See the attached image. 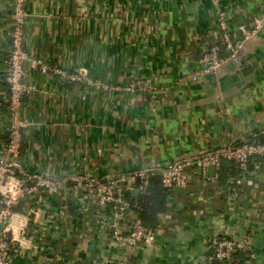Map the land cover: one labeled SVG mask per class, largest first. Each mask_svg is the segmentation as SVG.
Masks as SVG:
<instances>
[{
  "label": "crops",
  "instance_id": "obj_1",
  "mask_svg": "<svg viewBox=\"0 0 264 264\" xmlns=\"http://www.w3.org/2000/svg\"><path fill=\"white\" fill-rule=\"evenodd\" d=\"M26 11L32 60L21 110L29 123L22 163L61 189L27 195L14 207L13 264H211L215 237L245 240L251 251L235 261L264 264V157L236 175L220 177V170L219 179L215 168L208 177L192 168L187 184L170 190L155 244L128 250L102 227L113 206L98 210L86 185L163 170L231 143L264 142V23L237 57L213 71L205 62L221 40L219 13L240 43L238 28L254 25L264 0H27ZM13 24V0H0V160L12 122ZM38 59L86 71L96 83L43 73ZM125 204L119 225L128 234L138 214Z\"/></svg>",
  "mask_w": 264,
  "mask_h": 264
},
{
  "label": "built area",
  "instance_id": "obj_2",
  "mask_svg": "<svg viewBox=\"0 0 264 264\" xmlns=\"http://www.w3.org/2000/svg\"><path fill=\"white\" fill-rule=\"evenodd\" d=\"M26 3L27 0H13L14 24L11 33L7 74L8 110L12 122L8 133L6 157L0 160V223L4 225L0 233V264L14 263L17 239L15 219L16 214H18L14 211V207L27 195L42 190L47 195H51L58 193L61 189V184L55 178L33 176L25 171L22 163L23 132L29 123L21 117V110L23 108V98L29 91V86L25 81L26 69L28 63L32 60L31 55L25 48V25L28 15ZM218 23L221 29V40L212 44L205 55L208 71L215 70L221 63L239 55L243 49V41L251 38L263 27L264 13L260 18L255 19L253 27L240 26L243 36L240 43L233 41L226 13H219ZM222 47L226 51L224 56L220 54ZM36 63L43 73L62 76L67 80L90 86L96 83L86 71L68 72L41 59H38ZM256 157H264V142L243 143L240 145L231 143L223 149L182 158L163 170H141L131 175H121L108 183L96 184L93 180H90L86 185L96 196L98 210L113 206L111 218L108 215L107 221L102 222V227L111 229L112 237L121 249L127 248L126 250H128L138 245L153 246L157 238L156 229L146 227L139 216L132 219V230L128 234H124L119 225L120 219L124 216L123 206L127 205L125 204V195L133 190V184L138 178L142 180V185H146L149 175L159 172L162 175L163 184L171 190L173 187L187 184L192 168L198 169L201 176L208 177V168L214 165L216 172L213 179H219V171L224 159L232 160L241 169L247 170L250 161ZM212 248L214 257L221 261H231L238 251H251L245 240H231L220 237L213 238Z\"/></svg>",
  "mask_w": 264,
  "mask_h": 264
},
{
  "label": "trees",
  "instance_id": "obj_3",
  "mask_svg": "<svg viewBox=\"0 0 264 264\" xmlns=\"http://www.w3.org/2000/svg\"><path fill=\"white\" fill-rule=\"evenodd\" d=\"M220 54L221 56L226 55L224 47H222V51ZM257 142L263 143L262 140H259ZM259 158L262 157H257V159ZM240 169L241 168L236 162L232 160H224L222 162L220 177L222 173L224 174L228 170H230L235 175L239 174L242 170ZM142 184V180L138 178L133 184V189L137 190V192L134 194V191L132 193L128 192L125 195V199L130 204L131 209H133V211L138 214L139 218L143 221L146 227L156 229L159 222V216L167 211L170 190L163 184L162 175L159 172L150 174L148 183L146 185ZM242 253L243 251H238L237 253H235L234 260L231 262L228 260L221 261L214 259L211 264H224L227 262H229V264H232V262L234 264H238L240 262H236L235 260Z\"/></svg>",
  "mask_w": 264,
  "mask_h": 264
},
{
  "label": "water",
  "instance_id": "obj_4",
  "mask_svg": "<svg viewBox=\"0 0 264 264\" xmlns=\"http://www.w3.org/2000/svg\"><path fill=\"white\" fill-rule=\"evenodd\" d=\"M242 52V51H241ZM240 52V53H241ZM239 53V54H240ZM215 168V166L214 165H211L210 167H209V169L210 170H212V169H214ZM127 212H129V207H126L125 209H124V213H127ZM3 228H4V225L2 224V223H0V233H1V231L3 230Z\"/></svg>",
  "mask_w": 264,
  "mask_h": 264
},
{
  "label": "rangeland",
  "instance_id": "obj_5",
  "mask_svg": "<svg viewBox=\"0 0 264 264\" xmlns=\"http://www.w3.org/2000/svg\"><path fill=\"white\" fill-rule=\"evenodd\" d=\"M230 27V26H229ZM253 27V26H252ZM249 28H251V27H249ZM240 30V28H238V31ZM240 32H241V30H240Z\"/></svg>",
  "mask_w": 264,
  "mask_h": 264
}]
</instances>
